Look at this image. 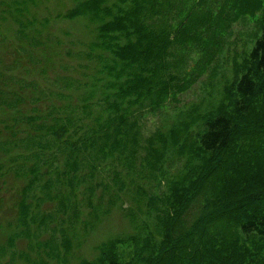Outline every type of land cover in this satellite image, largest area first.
<instances>
[{
  "label": "trees",
  "instance_id": "obj_1",
  "mask_svg": "<svg viewBox=\"0 0 264 264\" xmlns=\"http://www.w3.org/2000/svg\"><path fill=\"white\" fill-rule=\"evenodd\" d=\"M163 1H78L59 15L86 31L81 49L64 53L71 62L49 74L25 55L31 69L15 60L12 74L0 70V211H14L0 260L19 242L26 251L11 262L67 264L80 215L87 228L116 212L126 228L76 264H264V9L217 104L144 136V111L186 77L176 49L202 39L213 17L190 2L172 18Z\"/></svg>",
  "mask_w": 264,
  "mask_h": 264
},
{
  "label": "rangeland",
  "instance_id": "obj_2",
  "mask_svg": "<svg viewBox=\"0 0 264 264\" xmlns=\"http://www.w3.org/2000/svg\"><path fill=\"white\" fill-rule=\"evenodd\" d=\"M78 1L81 0H0V70L12 74L13 69L16 70L15 60H17L15 66L18 63L19 69H31L32 65L30 62L28 64L25 55L32 58L31 60L35 63L41 62L38 67H43L48 73L58 69L60 63L71 62L66 60L64 53L67 49H72V52L81 49L80 42L85 40L82 35L83 23L80 20L68 21L59 18V15L64 14ZM164 1L166 8L170 9L172 18L177 15L174 13L176 7H184L190 2H194V8L198 7L201 11L205 7L212 8L213 17L210 18L212 23L203 29L205 31L201 33L203 34L202 39L193 43L191 39H186L183 46L176 49L173 58L177 65L174 70L177 73L183 71L182 74L186 77L181 76L182 82L177 77L181 87L172 86L162 98L163 105L157 111H144L145 116L140 120L144 136L157 130L165 131L182 116L194 112L193 109L203 111L208 108L209 110L217 104L222 96L223 87L230 84L237 73L235 67L240 69L243 59L250 50L260 30V16L264 11L260 10L264 9V0H249L248 4L241 3L244 0L240 2L239 0H210L208 1L210 4L201 0ZM113 2L115 3L116 0H109L110 4ZM243 6H248L253 11L249 12L248 7L240 9ZM238 7L239 10H237ZM185 14L184 12L178 13L180 17ZM12 15L25 25L24 33L27 38L18 37L19 26L12 21ZM199 18L196 17V20ZM193 26L198 25L194 22L191 27ZM85 32L83 31L84 34ZM33 39L39 40L40 43L34 45ZM56 40L61 42L60 46L55 43ZM188 76L190 78H187ZM26 78L30 79L31 76L28 75ZM33 80L37 81L35 74H33ZM6 194H3V201L8 206L10 197ZM197 199L192 203L194 204L192 208L187 210L183 216L181 228L185 229L188 222L193 219L194 213L196 215L199 205L202 204V197ZM45 207L46 205H42L41 209ZM12 216H14V211L5 206L0 211V227L4 226L7 218ZM80 220L73 227L72 237L76 240L72 241L70 251L66 254L67 264H76L80 258L91 259L95 255L93 247L96 244L106 239L107 236L118 234L126 228L124 219L116 212L95 226L90 225L87 228H84L82 222L90 224L87 215L85 214L84 217L80 215ZM0 245H5L2 230ZM26 248V245L16 242L13 250H7L0 264H28L17 258L12 262L10 259L11 251L17 254L19 251H26ZM49 264L63 263L52 260Z\"/></svg>",
  "mask_w": 264,
  "mask_h": 264
},
{
  "label": "clouds",
  "instance_id": "obj_3",
  "mask_svg": "<svg viewBox=\"0 0 264 264\" xmlns=\"http://www.w3.org/2000/svg\"><path fill=\"white\" fill-rule=\"evenodd\" d=\"M239 227H240V226H239V225H237V230H239Z\"/></svg>",
  "mask_w": 264,
  "mask_h": 264
}]
</instances>
